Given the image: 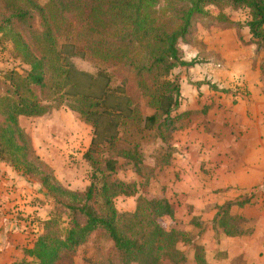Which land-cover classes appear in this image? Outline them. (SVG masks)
<instances>
[{
	"label": "trees",
	"instance_id": "trees-1",
	"mask_svg": "<svg viewBox=\"0 0 264 264\" xmlns=\"http://www.w3.org/2000/svg\"><path fill=\"white\" fill-rule=\"evenodd\" d=\"M1 1L5 9L0 13V32L13 40L30 69L25 76L9 73V87L0 95V159L36 178L58 205L33 246L25 249L31 260L23 264H58L66 251L75 250L96 230L104 231L113 241L112 259L116 264H184L186 255L179 244L191 240L186 229L163 224L167 218H175L170 201L164 196L148 198L139 193L136 184L113 177L120 164L131 163L138 170L143 165L139 143L129 148L119 146L122 131L133 122L143 124V130H153L166 145L160 167L171 165L177 152L174 135L187 126L193 112L179 111L181 85L170 77L179 67L199 63L196 59L184 60L179 40L191 42L194 19L208 17L209 5L230 6L248 10L249 19L236 22L220 12L211 16L212 24L235 28L238 33L247 27L250 43L256 45L257 53L264 52V0H165L170 5L163 13V0ZM24 2L26 5H22ZM34 13L41 17L44 29L36 31L34 27L35 40H28L18 27L28 26ZM59 20L73 26L76 36L83 40L81 48L68 37L57 40L54 29L59 30ZM70 55L123 63L135 77L146 112L125 86H111L113 76L107 68L95 74L80 71L68 62ZM260 69L264 93V57ZM52 72L58 80L54 101L50 102L45 97ZM82 85L85 90L80 89ZM36 89L44 95L37 94ZM68 99L73 101L70 108L94 128L89 149L94 170L84 191L68 189L56 179L35 154L19 120L21 116L45 115ZM97 148L107 155L95 157L92 153ZM121 195L138 196L133 211L117 210L115 199ZM236 204L243 203L220 206L212 222L215 230L229 237L246 232L243 218L230 214ZM64 216L69 219L66 227ZM193 258L196 264H207L205 247L196 245Z\"/></svg>",
	"mask_w": 264,
	"mask_h": 264
},
{
	"label": "rangeland",
	"instance_id": "rangeland-1",
	"mask_svg": "<svg viewBox=\"0 0 264 264\" xmlns=\"http://www.w3.org/2000/svg\"><path fill=\"white\" fill-rule=\"evenodd\" d=\"M39 1L42 3L47 0ZM168 4L167 1H162L161 13ZM22 5H26L25 2ZM4 9V2L0 0V13H3ZM208 11V17L202 15L195 17L191 42L179 40V49L184 60L187 62L199 60L193 67L175 69L170 77L171 80H179L182 87L180 112L202 108L203 103H208L211 98L218 95L215 94L218 92L226 94L225 91L232 90L238 98L248 96L245 77L242 74L232 76L226 68L233 61L232 54L241 51L239 49L241 44L245 45L243 44L245 40L240 41L239 37H248L247 28H242L239 32L241 34L235 28L222 29L212 24L214 21L211 17L224 12L231 20L245 23L249 19L248 10L209 5ZM27 25L33 26V29H28V26H19L18 29L28 40H35L34 27L36 31L44 29L42 19L37 13H34L33 19ZM68 25L64 20L58 21L59 30L54 29L57 40L68 37L81 48L83 40L76 36L73 26ZM68 62L74 64L78 70L91 74H95L98 69L107 68L113 76L111 86L114 88L125 86L128 92L135 96V103L142 112H146L141 93L136 87L135 77L123 63H103L88 55H70ZM29 69L13 40L0 32V95L5 94L9 87V73L16 72L25 76ZM52 73L54 76L53 79H49L45 97L50 102L54 101L58 80L57 74ZM208 85L215 87L214 90L217 89V92H212ZM50 88L51 91L48 92ZM81 88L85 90L83 85ZM36 93L44 95L39 89H36ZM71 102L73 101L68 99L59 108L45 115L21 116L19 120L35 154L49 167L56 179L68 189L84 191L91 183L94 170L89 158L94 128L78 112L70 108ZM197 116L202 115L194 113L187 122L190 127L174 135L173 142L177 153L174 155L172 165L167 168L159 165L166 152V145L156 137L153 130H143V124L137 126L135 122L131 123V127L122 131L119 146L129 148L139 143L143 165L141 170H138L131 163L120 164L113 177L136 184L139 193L148 198L164 196L170 201L175 218H167L163 224L166 227L186 229L191 240L179 244V249L186 255L184 264H196L193 258L196 245L205 247L207 264H238V249L242 242L238 238H230L215 230L212 217L226 199L233 197L239 199L247 192L217 187L219 184L217 179L221 177L222 172H217L214 164L211 167L213 162L207 157V140L202 138L200 141L197 136L200 133L204 137L207 130L205 128L207 123L197 121ZM201 126L204 131L201 130ZM102 150L97 148L92 154L102 158L107 155V152ZM262 189L254 188L248 195L253 199L255 196L258 198ZM137 198V195L117 197L115 199L117 210L133 211L137 205ZM57 209L55 199L36 178L27 175L21 169H14L0 159V264H23L24 260L30 261L31 258L25 255V249L33 246L43 232L46 221ZM235 211L241 212L240 209ZM248 214L252 215L253 210H249ZM195 216L197 218H193ZM68 221L69 219L64 216V227L68 226ZM113 245V241L104 231L96 230L75 250L66 251L58 264H116L117 260L112 259ZM231 254L232 257L234 255L232 259Z\"/></svg>",
	"mask_w": 264,
	"mask_h": 264
},
{
	"label": "crops",
	"instance_id": "crops-1",
	"mask_svg": "<svg viewBox=\"0 0 264 264\" xmlns=\"http://www.w3.org/2000/svg\"><path fill=\"white\" fill-rule=\"evenodd\" d=\"M247 34L248 37L243 38L245 45L241 44V51L232 54L233 61L226 68L232 76L242 74L245 77L248 96L238 98L232 90L225 91L226 94L218 92L208 103H203L202 108L190 111L202 115L196 117L197 121L207 123L206 135L202 137L198 133L197 136L200 141L202 138L207 140V157L213 162L211 167L216 165L217 172H222L217 179V187L247 192L239 199L229 198L219 205L236 201L243 203L233 205L230 210L231 215L243 218L242 227L246 230L243 235L230 237L242 242L238 249V264H264V93L260 69L264 52L257 53L256 45L250 43L248 28ZM210 90L217 92V89ZM189 127L187 125L175 135ZM201 130L204 131L202 126ZM254 188H263L256 199L248 195ZM239 209L241 212L237 213L235 210ZM251 209L253 214L249 215ZM216 213L217 210L212 220ZM232 254L231 259L234 258Z\"/></svg>",
	"mask_w": 264,
	"mask_h": 264
}]
</instances>
